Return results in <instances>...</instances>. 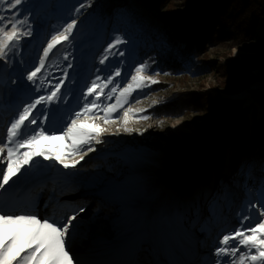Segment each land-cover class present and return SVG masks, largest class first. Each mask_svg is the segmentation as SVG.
Returning a JSON list of instances; mask_svg holds the SVG:
<instances>
[{
  "label": "rangeland",
  "instance_id": "obj_1",
  "mask_svg": "<svg viewBox=\"0 0 264 264\" xmlns=\"http://www.w3.org/2000/svg\"><path fill=\"white\" fill-rule=\"evenodd\" d=\"M200 1L88 0L92 6L80 13L74 10L85 0H26L11 11L6 0L0 3V16L9 20L13 13L17 19L27 17L28 23L21 31L32 32L21 35L8 51L7 59H0V115L8 109L1 122L0 137L17 113L38 95L49 94L65 72L68 77L61 91L67 94L68 103L56 101L47 105L55 110L59 104L56 120L47 125L50 130L60 127L61 117L68 111L78 109L84 89L97 75L103 79L117 69L121 71V76L105 89L108 92L117 81L121 87L130 82L135 67L147 61L150 68L144 74L158 81L134 91L107 123L92 117L105 129L99 137L103 143L91 145L94 152L85 154L82 150L71 157H85L76 168L64 169L56 161L37 158L40 166L26 182L7 194L12 198L21 193L14 203L8 204L16 214L21 213L19 208L24 205L33 210L23 212L55 218L65 212L90 209L92 217L81 218L82 223L99 222L93 223L84 237L75 233L71 241L72 251L81 264H210L215 259V247L220 246V237L239 227L243 215H251L253 221L259 222L257 211L249 206L264 204V185L260 189L261 182L264 184V19L259 17L251 22L252 16L246 20L240 12L227 9L212 30L214 38L208 42L207 52L200 57L191 56L183 73L170 74L160 69L154 55L149 54L154 46L172 47L179 38L176 25L184 28L195 16ZM71 19L77 20V28L69 41L57 45L53 49L55 54H49L38 74L37 92L36 85L27 81V74L39 66L51 36L63 31ZM248 26L250 31L246 35L244 28ZM116 36L127 43L112 52L123 51V56L105 52ZM104 55L109 59L102 65ZM230 62L236 64L238 75L230 82L233 89L227 90L226 78L215 70L217 65ZM192 93L206 94L212 99L221 97L224 105L166 118H156L151 113L156 105ZM100 102L114 103L115 97L107 100L102 96ZM129 108L144 111L130 113L125 125L124 111ZM144 116L147 119L140 118ZM228 135L238 139L231 153L226 152ZM148 142L158 146L150 145L152 149H148L141 145ZM65 143L41 140L38 147L51 144L54 149ZM63 153L61 148L60 154ZM172 154H179L178 159H170ZM125 157L134 161V170ZM244 172L251 182L244 181ZM131 186L140 187L141 191L131 199L124 195L119 202L117 190ZM147 199L151 200L150 208L143 204ZM168 200L174 206H168V211L158 216ZM110 205H114L111 210ZM119 215L123 223L137 216L144 218L145 233L134 237L123 231L117 235L113 218ZM154 218H158L160 225L158 238L153 235ZM139 225L136 221L133 227ZM95 230L101 234V242L91 247ZM165 236L173 243L165 244L159 251L157 243L163 242Z\"/></svg>",
  "mask_w": 264,
  "mask_h": 264
},
{
  "label": "snow or ice",
  "instance_id": "obj_2",
  "mask_svg": "<svg viewBox=\"0 0 264 264\" xmlns=\"http://www.w3.org/2000/svg\"><path fill=\"white\" fill-rule=\"evenodd\" d=\"M3 2L4 0H0V3ZM6 3L8 10L11 11L18 9V6L26 3V0H6ZM91 6V3L85 0L74 11L80 13L82 9ZM26 23H28L27 17L22 20L17 19L16 13H13L11 20L0 16V59H7L8 51L20 40L21 35L32 34L30 29L21 31ZM77 25V20L71 19L63 31L52 35L43 49L39 66L27 74V81L36 85L37 92L40 91V85L37 84L38 74L45 67L49 54L53 53L57 45L69 41ZM126 43L124 38L116 36L108 44L105 52L123 56V51L113 53L112 50ZM233 51L238 50L233 49ZM64 59H67V56ZM108 59L109 56L104 55L100 64H105ZM149 68L147 61L139 64L135 67V74L131 75L130 82L121 87L120 82L117 81L108 92H105V89L113 84L115 77L121 76V71L117 69L113 75L103 79L97 75L84 89L79 98L78 109L68 111L61 117L60 127L50 130L47 125L56 120L55 113L59 110V104L56 105L55 110L47 105L56 101L65 105L68 103L67 94L61 91L68 77V73L65 72L64 78L54 85L49 94L38 95L33 102L25 105L6 127L3 136L0 137V264H81L71 247L76 215L58 220L54 216L41 217L30 212L22 211L16 214L7 204L6 196L26 182L30 174L40 166L41 162L37 158L56 161L64 169H74L85 157L83 155L79 156V159H71V157L77 156L82 150L85 154L96 151L91 145L103 143L99 137L105 129L92 117L95 116L96 119L107 123L111 114L121 109L134 91L158 83L153 76L144 74ZM51 83L52 81L49 80L48 84ZM102 96L107 100L115 97V102L102 104L100 102ZM88 97L92 99L89 100ZM143 111V109L131 108L124 111V124L127 125L130 113ZM140 118L147 119L146 116ZM33 125L36 127L33 128ZM125 130L130 131L127 128ZM41 140L66 141V143L58 144L54 149L51 144L38 147ZM61 148L64 150L63 155L60 154ZM249 207L257 211L259 222L253 221L251 215H243L239 227L220 237L218 241L220 246L215 247L212 253L215 259L210 264H264V204H252ZM80 211L84 209L81 208ZM246 221L249 223L246 224Z\"/></svg>",
  "mask_w": 264,
  "mask_h": 264
},
{
  "label": "trees",
  "instance_id": "obj_3",
  "mask_svg": "<svg viewBox=\"0 0 264 264\" xmlns=\"http://www.w3.org/2000/svg\"><path fill=\"white\" fill-rule=\"evenodd\" d=\"M232 8L236 12H240L241 16L246 20L252 16L251 22L259 17L264 19V0H201L192 20L186 24L184 28L176 25L175 31L178 33L179 38L176 41H173L171 48L165 46L158 48L157 46H154L149 50V54L154 55L153 60L157 67L170 74L185 72L187 70V61L191 59V56L200 57L201 54L207 52L208 42L214 38L212 30L216 26L218 18L223 16L227 9ZM171 18L174 23H178L175 17ZM249 31V26L244 28V34L247 35ZM215 71L226 78L224 88L232 90L233 88L231 87L230 82L238 75L236 64L230 62L225 65H217ZM223 105L224 100L221 97L212 99L206 94L192 93L156 105L151 109V113L156 118H166L172 115H182L184 112L189 111H202L207 108L214 110ZM147 145L158 146L154 142H148ZM242 175L245 176H243L244 181L245 179L247 182L250 181L245 172ZM263 185L264 184L261 182L260 189ZM222 188L223 185L220 186V190H222ZM262 193L264 194L263 189ZM215 200L216 196L214 195L212 201L215 202ZM97 209H99V207ZM207 209L213 211V208L211 207H207ZM190 218L193 219L191 216Z\"/></svg>",
  "mask_w": 264,
  "mask_h": 264
},
{
  "label": "bare ground",
  "instance_id": "obj_4",
  "mask_svg": "<svg viewBox=\"0 0 264 264\" xmlns=\"http://www.w3.org/2000/svg\"><path fill=\"white\" fill-rule=\"evenodd\" d=\"M255 88H257V89H259L258 87H256L255 86ZM6 111H8V109H6L5 111H3V113H1V115H0V129H2V126H1V122L4 120V117H5V114H6ZM255 119H256V116L254 117ZM188 132H189V130H188ZM4 133V130H3V132H2V134ZM231 135H236V134H231ZM227 137V140H226V144H227V147H226V152L227 153H231V151L233 150V148H234V146L236 145V143H237V140L238 139H231L232 137H236L237 138V136H226ZM142 146H144V147H146V148H148V149H152V147L150 146V145H147V144H145V145H143V144H141ZM128 147H130V146H128ZM128 149H130V148H128ZM178 157H179V154H172L171 155V158L170 159H174V160H176V159H178ZM158 158H162V156H157V159ZM155 160V159H154ZM125 161H126V163H128V165H130V168L132 169V170H134V161H132L129 157H125ZM154 164H159L157 161H154L153 162ZM140 187H135V186H131V187H128V188H124V189H122V190H117V191H119V193H120V195L118 196V201L119 202H121V201H123V199H124V195H125V197L127 198V199H131V198H133V194H136V193H138L139 191H141V189H139ZM20 195H21V193L20 194H16L15 195V197H12L11 198V194H9L8 196H6V202H7V204H11V203H14L15 202V200L18 198V197H20ZM143 204L147 207V208H150V206H151V200H149V199H147V200H144L143 201ZM168 206H170V207H172V206H174L173 205V203L170 201V200H168V202H167V204H165L163 207H161L160 209H159V211H158V213H157V215L159 214V215H161V214H163V213H165L166 211H168ZM114 208V205H110V208H109V210H111V209H113ZM23 210H28V211H32L33 209H32V207L30 206V205H24V206H20V208H19V212L21 211H23ZM80 210V209H79ZM98 209H96L95 211H97ZM50 211H51V208H50ZM90 209H87L83 214L84 215H82V214H80V213H78V215H77V217H79V218H83V219H88V218H90V217H92V214H89L90 213ZM125 213H126V211H124L123 213H122V215H125ZM173 214V212H170V215H172ZM158 215V216H159ZM120 215L117 217V216H115L114 218H113V222H114V225H115V229L117 230V235H120L123 231H129L130 232V234L132 235V236H137L139 233H145V229H146V226H145V221H144V218H142L141 216H137V217H135V220H133V221H129V222H127V223H123V222H121L120 220ZM158 218H154V226H153V235L154 236H156L157 238H158V236L160 235V225H159V223H158V220H157ZM136 221H139L140 222V225H139V227L138 228H134L133 227V224L136 222ZM99 221H96L95 220V222H93V221H90V223L88 224V226H90V228H91V226H92V224L93 223H98ZM96 227V226H95ZM94 227V228H95ZM89 228V229H90ZM93 228V229H94ZM82 229V228H81ZM80 229V230H81ZM89 229L88 230H85L84 232L83 231H80V230H72V233H73V235H72V239L74 238L75 239V235L77 234V233H81V236H83L84 237V233L85 232H89ZM165 232V231H164ZM76 233V234H75ZM100 237H101V234L97 231V230H95L94 231V233H93V235H92V242H91V244H90V246L91 247H93L94 245H96V244H98V243H100L101 242V240H100ZM166 238H164V240H163V242H159V243H157V248L159 249V251H161L162 249H163V247H164V245L165 244H168V243H173V241L171 240V239H169V238H167V236H165ZM125 242H123V244H124ZM82 244H85V242H83ZM90 247V248H91Z\"/></svg>",
  "mask_w": 264,
  "mask_h": 264
}]
</instances>
